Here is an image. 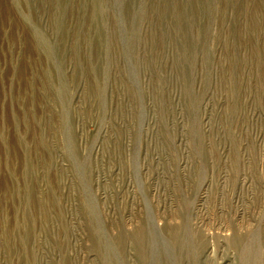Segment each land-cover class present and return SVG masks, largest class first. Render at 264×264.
Returning a JSON list of instances; mask_svg holds the SVG:
<instances>
[{
  "label": "rangeland",
  "instance_id": "rangeland-1",
  "mask_svg": "<svg viewBox=\"0 0 264 264\" xmlns=\"http://www.w3.org/2000/svg\"><path fill=\"white\" fill-rule=\"evenodd\" d=\"M142 224L264 264V0H0V264H144Z\"/></svg>",
  "mask_w": 264,
  "mask_h": 264
},
{
  "label": "bare ground",
  "instance_id": "bare-ground-1",
  "mask_svg": "<svg viewBox=\"0 0 264 264\" xmlns=\"http://www.w3.org/2000/svg\"><path fill=\"white\" fill-rule=\"evenodd\" d=\"M179 225V224H178ZM147 224H142V225H140L133 233V236H134V239L136 240V242H137V244H138V247H139V252H140V260H142L143 261V263L144 264H146V259H147V253L145 252V248H144V244H145V242H146V237H147V235H148V228H147ZM172 226V225H171ZM179 226H181V224L179 225ZM177 227V226H176ZM175 227V228H176ZM174 227H170V229H169V232H170V234H172V235H175L176 233H177V228L175 229ZM178 228H180V227H178ZM184 228V227H183ZM189 228V227H188ZM150 229V228H149ZM190 230V229H189ZM168 232V231H167ZM181 232V231H180ZM186 232V231H185ZM190 233V232H189ZM186 234V233H185ZM167 235H169V234H167ZM180 235V234H179ZM191 235V234H190ZM149 236V235H148ZM174 237V236H173ZM149 238V237H148ZM173 240V239H172ZM194 240V239H193ZM192 240V241H193ZM257 240H258V238H257ZM189 241V240H188ZM190 241H191V237H190ZM255 241H256V238H255ZM173 242V241H172ZM184 242V241H183ZM233 242V241H232ZM256 242H258V241H256ZM188 243V242H187ZM237 243V242H236ZM252 243H254V242H252ZM257 244V243H256ZM259 244V243H258ZM197 245V244H196ZM260 245V244H259ZM258 245V246H259ZM183 246H184V244H183ZM198 247V246H197ZM185 248V247H184ZM187 248V247H186ZM190 248V247H189ZM193 248V247H192ZM256 248V247H255ZM183 250V249H182ZM186 250H188V249H186ZM253 250V249H252ZM190 251V250H189ZM262 253L264 254V249L262 248ZM251 252V251H250ZM192 253V252H191ZM190 253V254H191ZM256 253H259V252H257L256 251ZM261 253V254H262ZM187 255V254H186ZM256 256H258V255H256ZM263 256V255H262ZM252 257V256H251ZM247 258V257H246ZM257 258H259V256L257 257ZM181 259V258H180ZM166 260V259H165ZM250 260V259H249ZM141 261V262H142ZM176 261V260H175ZM163 262V261H162ZM195 262V261H194ZM256 262V261H255ZM252 263V262H251Z\"/></svg>",
  "mask_w": 264,
  "mask_h": 264
}]
</instances>
